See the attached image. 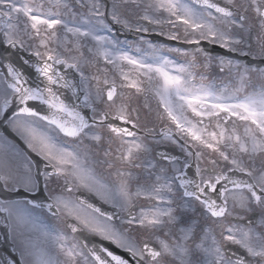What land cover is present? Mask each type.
I'll return each instance as SVG.
<instances>
[{
	"label": "snow or ice",
	"instance_id": "obj_1",
	"mask_svg": "<svg viewBox=\"0 0 264 264\" xmlns=\"http://www.w3.org/2000/svg\"><path fill=\"white\" fill-rule=\"evenodd\" d=\"M248 6L264 30V0H250L243 11ZM246 19L238 15L233 0L224 5L219 0H0V47L7 46V55L0 54V127H10L39 157L25 155L15 169H0V213L10 250L0 264H264V232L252 220L241 225L245 217L236 211L259 209L258 225L264 228V84L252 81L253 74L264 81V43L259 51H250V43L232 34L233 26L251 31ZM165 25L175 31H165ZM149 31L196 45L192 50L168 48L191 55V61L179 62L139 36L147 50L132 49L117 36ZM202 41L251 59L240 63L225 53L212 56L200 47ZM9 50L21 55L14 61ZM196 53L204 55L202 65L195 63ZM257 59L260 64H252ZM101 61L111 66V79L106 67L96 74L86 72V65ZM213 66L237 86L229 90L198 83L192 69ZM199 79L207 76L200 74ZM120 89L143 95L145 106L149 96L157 99L162 108L157 116L167 121L161 137L194 161L181 162L157 150L155 161L137 163L134 153L148 156L153 150L138 135L139 112ZM105 140L109 147L103 157L111 159L97 161L96 146ZM114 141L118 145L113 151ZM187 145L211 149L226 162V170L216 171L215 158L210 160L215 167L202 169L203 153H193ZM0 149L7 153L11 144L0 140ZM258 156L259 166L254 163ZM98 163L109 169L115 163L143 167L147 186L138 181L133 191L129 168L117 169L109 184L98 175ZM80 189L114 211L109 214L73 196ZM141 198L156 204L137 214ZM41 218L50 221L49 227L37 223ZM212 225L220 228L219 238ZM143 230L155 236L158 249ZM161 231L170 239L156 235ZM85 233L127 255L115 254Z\"/></svg>",
	"mask_w": 264,
	"mask_h": 264
},
{
	"label": "flooded vegetation",
	"instance_id": "obj_2",
	"mask_svg": "<svg viewBox=\"0 0 264 264\" xmlns=\"http://www.w3.org/2000/svg\"><path fill=\"white\" fill-rule=\"evenodd\" d=\"M22 2L23 0H17V3H22ZM219 2L221 3V5H224L227 3V0H219ZM246 3L250 5V0H233V6L237 10L238 15L243 14L247 17V19L244 21V24H245V27L250 28L251 31L245 32L243 29L233 26L232 34L237 35V36H242L247 43H250L252 45L250 51L257 52L259 51V45L261 43H264V30H261L259 21L256 18L255 13L253 12L250 6H248V10L246 12L243 11V6H245ZM76 11H83V10L77 7ZM64 18L69 19V16L66 15ZM144 23L146 24V22ZM149 27L153 28L156 26H149ZM217 27H222V26L218 24ZM164 28H165V31H175L174 29H170V26L168 25H165ZM58 35L62 36L63 33H58ZM181 35H183L182 29H181ZM117 36L119 37L122 45L126 43L127 46L131 47L132 49H135L136 47L139 46L147 50V44L145 43L141 45L139 40L137 39L138 36L143 37L144 41H150L152 44L161 47L163 49L164 54L169 55L170 57L176 59L179 62L191 61L192 56L189 55L185 57L183 55H177L176 53H170L168 52L169 47H180L182 49H188V50H192L197 47L196 45H188L180 41L169 40L167 39L166 36L159 35L155 31H149L148 33H129V32L119 33L117 32ZM204 43L209 44L207 41H202L200 47H202L205 52L211 54L212 56H217L219 54L225 53V52H219L218 54H216V53L210 52L207 50ZM52 46L54 47L55 45H52ZM215 46H218V45H215ZM241 47L246 48L247 44L241 45ZM84 51H85V56H88L87 51L86 50ZM73 54H76V53H73ZM225 54L234 60H238L240 63H247L251 59L250 57H244V56H242L244 58H239L238 57L240 56L239 53H225ZM195 55L197 56V60L195 63L197 65H202L204 61V55L200 53H196ZM252 64L254 65L260 64V61L257 59L255 61H252ZM261 66H264V65H261ZM105 67L108 68L109 70L111 69L110 65L105 66L103 62L101 61L97 65H86L85 70L89 75H91V74H96L98 68H105ZM192 71L197 73L198 83H201V82L204 84L214 83L215 86L218 88L227 87L229 90L237 86V82L234 79L224 75L223 73H219L218 70L215 68V66H213L212 69H208L207 71L203 69L202 67H194ZM99 74L101 75V77H103L104 75L103 72H100ZM200 74L206 75L207 79L204 81H200L199 79ZM108 77L109 79L113 77V72L111 70L108 72ZM116 79H117V83L119 84L120 81H119L118 75L116 76ZM252 81L255 85L264 84V81L258 79L255 74H253L252 76ZM248 90L251 91V88H249ZM119 91H121L124 94V96L128 99L130 107L137 109V111L139 112L140 129H139L138 135H140V137L144 140V142L147 143L148 147L153 150L152 154L148 156H145L143 153H134V156L139 157V159L136 161L137 163H141L143 165L145 160L152 159L153 161H155V153L157 150H166L170 155L179 157L181 162L185 158L188 159L189 161H194L193 157L186 156V153L181 149L180 146H178L177 144H173L171 141L165 140L161 137V130L166 127L167 121L160 120L157 116L158 112H162V108H158L157 99L149 96L147 100V106H145V97L143 95H140V96L133 95L134 90H129V89H120ZM119 102L120 101L118 99L117 103ZM189 116H191V113H189ZM172 127L174 128V125ZM145 130H151V131L146 132ZM102 131H104L106 134V129ZM239 132L242 135L243 129L240 128ZM153 137H155L156 140H159L160 142L156 143L153 140ZM0 140L10 143L11 149H12L8 151L7 153H5L3 149H0V169H3L5 165L15 169V167L23 163V156L25 155H31L34 160L39 161V157H36L34 153H31L30 149H28L25 142L20 138V136L16 132H13L10 127H7V126L0 127ZM180 144H183V140L180 141ZM117 145H118V141H114L112 143L113 151L115 150ZM108 147L109 145H108L107 140L103 141L101 145L96 146L95 151L99 153V155L96 157L97 161H101L104 159H108V160L111 159V157H108V158L103 157V150L107 149ZM187 147L193 153L197 151H201L203 153L202 159L199 162L200 167L202 169L204 168L212 169L213 167H215L210 163V160L215 158L219 160V167H216V171L226 170V162L220 159L216 153H213L211 149L202 148L201 146H197L193 148L191 147V145H187ZM16 152L20 153L19 157L15 155ZM245 162L249 166H252L253 164V162L248 161L247 158H245ZM254 163L255 165L259 166V164L261 163V159L259 156L256 158ZM119 168H129V170L132 172V177L130 178V185L133 191L136 190L138 181L141 185H145V177L147 176V172L145 171L143 167L135 168V167H130L127 164L115 163L113 167L109 169L106 163H98L97 173L104 180L108 181L109 184H112L114 182V174L116 170ZM189 172L191 174L192 172H194V169H190ZM240 175L241 174L236 173L237 177H239ZM149 183H151V181H149ZM180 195H182V191L177 193V197H179ZM73 196H82L87 202L92 203L96 205L97 207H100L102 211L107 212L109 214H111L114 211V209H112L109 204H105L99 197H97L96 195L92 193H88L84 189H80L79 191L74 192ZM177 202H179L178 199H177ZM136 203L138 206L136 207L135 211L137 214H139L141 208L147 209L150 206L155 205L156 201H149L147 199L141 198L138 201H136ZM229 203L231 206V201ZM199 211L200 209L197 208V215ZM236 211L242 212V214L245 217L244 220L239 221L241 225L246 226L248 220H252L253 221L252 226L258 232H264V228H260L258 225L259 218H260L259 209H254L251 212H244L243 210L236 208ZM189 215H193V213H189ZM231 219L232 218H229V220ZM37 223H39L41 227H44V228H47L50 225V221L45 220L43 218L38 220ZM225 223H227V221ZM58 227L62 231H65V232L69 231L67 228H65L63 224H59ZM212 227L214 229L215 234L219 238L220 228L217 227L216 225H212ZM143 231L146 234L144 238H146L150 244H152L158 249L159 244H158V241L155 239V236L148 230H143ZM156 235L160 236V238L162 239H170V237L164 236V233L162 231L157 232ZM232 247L236 248L238 253H242L246 255V253H243V250L239 249L237 246H232ZM60 259H63V257H60ZM165 260L171 261V258L166 257ZM172 264H175V262H172Z\"/></svg>",
	"mask_w": 264,
	"mask_h": 264
},
{
	"label": "water",
	"instance_id": "obj_3",
	"mask_svg": "<svg viewBox=\"0 0 264 264\" xmlns=\"http://www.w3.org/2000/svg\"><path fill=\"white\" fill-rule=\"evenodd\" d=\"M6 48L7 47H5V46L0 47V54L7 55ZM215 49L217 50L218 48L215 47L214 45L210 47V50H215ZM9 51L15 53V55H13L11 57V59L14 60V61L16 60L17 56L21 55L20 53H17L16 50H9ZM23 55L24 56H28V54H24V53H23ZM3 229H4V220H3V217H0V238H1V240H0V257L5 256V255H7L10 252L9 249H8V251H5L6 248H4V247H6V245L8 247V244L5 242V233H4ZM84 235H86V234H84ZM78 236H79V234H78ZM87 236H88L89 240H96V241H99L100 243L104 244L106 247H108L110 250H112L115 254H118V255H121V256H126L127 255L126 253H124V252L120 251L119 249L115 248L113 245L109 244L108 242L101 241V240L96 239L95 237H92V236H89V235H87Z\"/></svg>",
	"mask_w": 264,
	"mask_h": 264
}]
</instances>
